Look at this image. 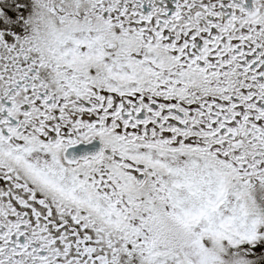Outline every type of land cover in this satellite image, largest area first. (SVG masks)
<instances>
[{
	"label": "snow or ice",
	"instance_id": "6c2138e0",
	"mask_svg": "<svg viewBox=\"0 0 264 264\" xmlns=\"http://www.w3.org/2000/svg\"><path fill=\"white\" fill-rule=\"evenodd\" d=\"M0 264H264V0H0Z\"/></svg>",
	"mask_w": 264,
	"mask_h": 264
}]
</instances>
